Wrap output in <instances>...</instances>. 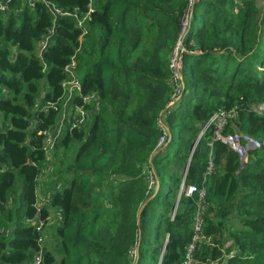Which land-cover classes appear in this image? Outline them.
Listing matches in <instances>:
<instances>
[{"label": "trees", "instance_id": "trees-1", "mask_svg": "<svg viewBox=\"0 0 264 264\" xmlns=\"http://www.w3.org/2000/svg\"><path fill=\"white\" fill-rule=\"evenodd\" d=\"M8 7L0 12V264H31L43 234L31 221L57 211L63 223L48 230L44 264H183L197 198L176 201L189 162L187 184L206 188L209 205L211 244L198 259L264 264V115L254 110L264 104L259 0H10ZM87 13L82 27L69 16ZM180 38L184 90L166 117L169 143L158 151ZM73 62L81 87L75 105L95 94L99 108L85 105L90 121L61 137L52 205L39 213L43 132L61 117ZM224 107L237 108L239 132L262 142L245 167L224 143L210 146L211 132L191 157L205 123ZM150 165L159 181L153 195ZM232 219L239 226L231 229ZM227 232L241 253L224 262Z\"/></svg>", "mask_w": 264, "mask_h": 264}, {"label": "built area", "instance_id": "built-area-1", "mask_svg": "<svg viewBox=\"0 0 264 264\" xmlns=\"http://www.w3.org/2000/svg\"><path fill=\"white\" fill-rule=\"evenodd\" d=\"M10 0H3L0 2V12L2 14H9L10 9L8 7V3ZM34 1V0H31ZM56 15L64 16L60 10H55L54 7H51ZM91 12V11H90ZM90 13H87L82 19H79L76 15H69L78 20V25L82 27L86 20L89 18ZM188 19L189 15L186 16L185 21L182 27V35L187 34L188 28ZM51 41L50 38L46 39V41L41 43L40 51L43 53L49 45ZM186 53V49L182 45V39H179V42L174 49L172 59H171V69L173 74V83L174 92L171 99V102L166 107L165 112L159 117L158 119V126L161 130V137L159 139L157 149L158 151L163 150L167 144L169 143L170 137V130L168 125L166 124V117L167 114L176 106V104L181 100L183 94V84L182 81V61L183 55ZM76 63L73 62L72 65L67 67V71L70 73L72 80L66 82L65 86L69 84L75 85L79 91L81 92L80 82L79 79L76 77L75 74ZM84 105L75 107V112L72 117V121L70 123L69 129H75L80 127L81 125L87 124L90 121V115L88 114L85 105L92 106V111H97L99 108L98 97L94 94L82 96ZM254 110L264 115V104L259 107H255ZM92 112V113H93ZM238 110L237 108H233L231 110L224 108L219 109L204 125L199 139L197 140L195 147L191 152V157L194 154V151L198 145V142L201 140L208 133H213V141L210 143V146L213 147L214 142H222L224 143L231 151L235 152L242 164V167H245L248 163L249 156L251 152H255L260 150L262 147V142L258 140H254L248 136H245L241 132H239L232 124L235 118H237ZM232 125V126H231ZM230 127H234V130L229 131ZM44 136V151L47 155V163L48 166L43 172V176L41 181L46 180L47 185L45 187H39L38 189V202L37 208L38 212L45 207H50L52 205V194L54 193L53 185L51 184L49 178L51 175L55 173V165L53 163V155L55 152V138L52 134V131H45L43 132ZM214 172L213 164L211 163L208 167L207 176L211 175ZM148 184L149 188L152 192V195L155 194L159 187V181L156 175V172L152 165L148 167ZM187 177H188V169L185 170L182 177V184L180 187V197L185 195L186 197H196L197 198V206L196 212L193 219V238L191 243L186 248V255L183 264H204L201 260L197 257V252L200 250L204 245L211 244V238H208L205 235V217L209 209V205L207 203V190L204 187H198L197 185H189L187 184ZM41 186V185H40ZM61 188V185L58 186ZM175 213L173 214V217ZM30 222V220H27ZM33 225L36 227L38 232H43L39 239V247L40 250L36 253L33 261L31 264H44V252L46 250V240L48 236V230L54 224H61L63 223V215L60 211L54 212L46 219L42 220L39 216L38 219L31 221ZM4 232V229L1 230ZM8 235L9 232L6 231ZM134 257H137V251L133 252Z\"/></svg>", "mask_w": 264, "mask_h": 264}, {"label": "crops", "instance_id": "crops-1", "mask_svg": "<svg viewBox=\"0 0 264 264\" xmlns=\"http://www.w3.org/2000/svg\"><path fill=\"white\" fill-rule=\"evenodd\" d=\"M79 95H80V91L75 85L69 84L68 86H66V96H65L64 105H63V108H62V114H61V117H60L58 123L52 129V134H53V136L55 138V145H54L55 149H56V147H58L61 137L69 129L70 123L72 121V117H73L74 112H75V107H76L75 99ZM157 153H155L154 156ZM182 177H183V174H182ZM46 185H47V181L46 180L41 181V186L40 187H45ZM157 190H159V187H158ZM179 200H180V192L178 194V198H177V201H176V203H177L176 205L177 206L179 204ZM174 213H176V210L174 211ZM233 226L234 227H238L239 226L238 222L235 219H232V220H230L228 222V227H230L232 229ZM223 253H224V262L228 261L232 257H235L236 255H239L241 253V251L235 245L234 241L232 240V238L230 237L228 232L226 233L225 240L223 242Z\"/></svg>", "mask_w": 264, "mask_h": 264}, {"label": "rangeland", "instance_id": "rangeland-1", "mask_svg": "<svg viewBox=\"0 0 264 264\" xmlns=\"http://www.w3.org/2000/svg\"><path fill=\"white\" fill-rule=\"evenodd\" d=\"M259 6H264V0H259ZM170 151L172 153V156L175 154V149L174 147L170 148Z\"/></svg>", "mask_w": 264, "mask_h": 264}, {"label": "water", "instance_id": "water-1", "mask_svg": "<svg viewBox=\"0 0 264 264\" xmlns=\"http://www.w3.org/2000/svg\"><path fill=\"white\" fill-rule=\"evenodd\" d=\"M189 164H190V162H189ZM189 164H188V167H187V169H189ZM157 191H158V190H157ZM157 191H156V192H157ZM176 207H177V206H176Z\"/></svg>", "mask_w": 264, "mask_h": 264}]
</instances>
